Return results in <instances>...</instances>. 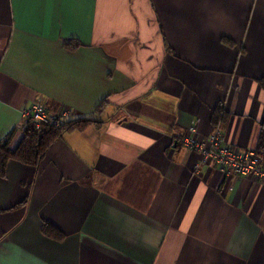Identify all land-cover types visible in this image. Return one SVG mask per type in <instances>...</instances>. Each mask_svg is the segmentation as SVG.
Listing matches in <instances>:
<instances>
[{
    "label": "crops",
    "instance_id": "0c3cea01",
    "mask_svg": "<svg viewBox=\"0 0 264 264\" xmlns=\"http://www.w3.org/2000/svg\"><path fill=\"white\" fill-rule=\"evenodd\" d=\"M261 77L264 0H0V141L35 100L102 121L7 163L0 264H264V181L180 141L255 152Z\"/></svg>",
    "mask_w": 264,
    "mask_h": 264
},
{
    "label": "built area",
    "instance_id": "2783aa9c",
    "mask_svg": "<svg viewBox=\"0 0 264 264\" xmlns=\"http://www.w3.org/2000/svg\"><path fill=\"white\" fill-rule=\"evenodd\" d=\"M70 116L69 109L52 112L41 100H35L31 106L22 109V120L17 128L22 131L26 125L30 124L36 128L43 124L57 126ZM180 141L187 149L199 151L203 162L212 163L225 174H231L234 177L250 176L264 181V160H261L252 150L231 148L219 127H215L205 141H200L197 139V127L193 124L186 129Z\"/></svg>",
    "mask_w": 264,
    "mask_h": 264
},
{
    "label": "trees",
    "instance_id": "16d2710c",
    "mask_svg": "<svg viewBox=\"0 0 264 264\" xmlns=\"http://www.w3.org/2000/svg\"><path fill=\"white\" fill-rule=\"evenodd\" d=\"M264 87V77L258 80ZM72 115V114H71ZM226 114L221 106L213 111L212 122L215 126L225 121ZM102 121L94 117H68L59 125L43 124L36 128L33 125H26L22 130V137L18 145L9 147L10 138L0 141V177L5 176L6 166L10 160L36 167L39 160L44 156L51 144L63 135L73 130H83L89 125L98 126ZM255 153L264 160V122H262L260 136ZM48 224L43 223V227Z\"/></svg>",
    "mask_w": 264,
    "mask_h": 264
}]
</instances>
